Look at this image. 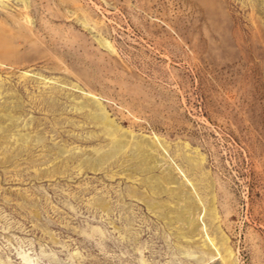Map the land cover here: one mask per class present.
<instances>
[{"label":"rangeland","instance_id":"1","mask_svg":"<svg viewBox=\"0 0 264 264\" xmlns=\"http://www.w3.org/2000/svg\"><path fill=\"white\" fill-rule=\"evenodd\" d=\"M25 1L0 0V264H264V0Z\"/></svg>","mask_w":264,"mask_h":264},{"label":"bare ground","instance_id":"2","mask_svg":"<svg viewBox=\"0 0 264 264\" xmlns=\"http://www.w3.org/2000/svg\"><path fill=\"white\" fill-rule=\"evenodd\" d=\"M16 1H20V2H24V3H26V1L25 0H16ZM3 17V16H2ZM96 114L101 118V119H103L104 120V123H106L107 121H108V119H107V117H106V114H105V112H104V110L102 109V108H97V110H96ZM145 229V228H144ZM183 234V233H182ZM158 243V242H157ZM148 258V257H147ZM156 258V257H155Z\"/></svg>","mask_w":264,"mask_h":264},{"label":"water","instance_id":"3","mask_svg":"<svg viewBox=\"0 0 264 264\" xmlns=\"http://www.w3.org/2000/svg\"><path fill=\"white\" fill-rule=\"evenodd\" d=\"M126 157L130 158L131 155H130V154H127ZM127 170H129V171H135L136 169H135V168H132V167H130V166H128V167H127Z\"/></svg>","mask_w":264,"mask_h":264}]
</instances>
